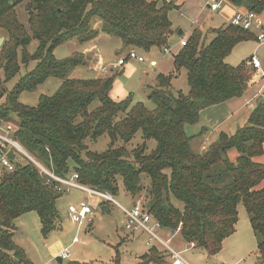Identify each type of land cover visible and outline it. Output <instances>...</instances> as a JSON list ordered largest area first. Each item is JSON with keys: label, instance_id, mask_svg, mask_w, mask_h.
Returning a JSON list of instances; mask_svg holds the SVG:
<instances>
[{"label": "trees", "instance_id": "trees-1", "mask_svg": "<svg viewBox=\"0 0 264 264\" xmlns=\"http://www.w3.org/2000/svg\"><path fill=\"white\" fill-rule=\"evenodd\" d=\"M226 2L257 15L264 13V0ZM23 3L27 29L16 11ZM174 7L165 0H0V30L6 36L0 48L2 88L21 66L36 62L12 89L5 88L0 119L10 123L13 116L17 119L15 140L53 174H76L81 184L111 196L118 195L122 184L134 204L135 197L144 196L141 207L161 230L178 232L183 242L207 256L218 254L235 233L241 203L264 264V164L254 161L264 153V93L244 126L230 135L220 132L201 152L193 151L185 132L187 125L199 121L201 111L239 98L247 90L254 77L249 62L232 67L226 59L238 44L255 41L251 33L228 24L214 30V38L205 46V34L194 28L173 56L174 72L156 76L148 95L153 109L133 104L131 95L114 101L110 92L116 74L69 79L84 63L83 54L63 60L53 55L65 42H91L99 34L119 39L121 51L165 49L173 33L168 13ZM95 19L100 22L98 29L92 27ZM31 40L38 44L33 54L26 49ZM181 69L186 70L187 94L170 90ZM48 78L61 80L53 95L40 96L34 107L20 102L21 93L35 91ZM94 102L97 105L92 107ZM139 131L144 141H155L152 151L143 143L129 156L124 146L114 145L130 142ZM105 134L109 148L90 151L86 143ZM232 150L235 162L229 158ZM23 159V164L14 161L10 172L0 166V264H33L13 240L19 217L35 213L44 239L59 227L56 203L62 194ZM107 205L99 207L108 212ZM118 245L109 264H120ZM136 264H166L165 255L152 247Z\"/></svg>", "mask_w": 264, "mask_h": 264}, {"label": "rangeland", "instance_id": "rangeland-1", "mask_svg": "<svg viewBox=\"0 0 264 264\" xmlns=\"http://www.w3.org/2000/svg\"><path fill=\"white\" fill-rule=\"evenodd\" d=\"M183 1L184 6H182L180 11L174 9L168 13L169 19L172 21L173 29V33L168 39L171 48V53L169 55L168 53H164L163 49L159 50L158 48H152L149 52L132 50L138 56L144 58L143 63L137 60L127 59L125 65L119 68L118 71L114 70L108 73H99L97 70L98 68L110 66L119 58H125L128 52L131 51V49L121 51V42L119 39L101 35L100 39L96 42V50L89 55H84V63L76 67L69 74L68 78L83 80L95 78L104 79L116 74L112 92L113 96L121 98L125 95L124 93H126L127 96L131 95L133 104L143 103L148 109H153V104L148 99L150 89L155 87L157 83L156 76L159 72L166 74L174 72V67L172 63H170V60L173 54L175 55L178 50L180 40L185 38L190 31L192 19L202 17L201 20H203L205 30H209L212 27H221L219 26L221 22L219 16L206 10V0ZM16 11L19 21L24 24L27 29V15L24 10V3L17 7ZM91 23L93 28H95L96 24L100 26V22L97 19L93 20ZM179 30L183 31L182 36L178 34ZM1 38L3 42L0 48L6 41V36L2 30H0V39ZM213 38L214 33L205 34V46L208 45ZM94 43H79L76 40L65 42L55 48L53 55L57 60H63L75 54H83L91 47V44ZM37 46V41L31 40L26 48L27 52L33 54ZM253 54L264 63V45H260L254 40L240 43L227 57V63L235 67ZM160 59H162L163 62L157 67L154 68L150 65L151 60L159 61ZM35 65L36 62L32 61L29 62L27 66H21L19 73L14 78L7 81L4 87L8 90L12 89L21 77L34 69ZM257 72V70L254 71V76ZM258 82L255 85H257ZM60 84V79L48 78L39 85L35 91L21 93L20 102L27 106L34 107L37 105L40 96L53 95L58 90ZM2 87L3 85L0 84V92L2 89H5ZM170 90L172 93H188L189 87L185 69H181L178 75L173 78ZM4 99L5 96L0 99V103H2ZM96 105L97 102H94L92 107ZM206 112H218L217 115H221L223 111L222 109H213L211 107L206 109ZM12 120L11 123L15 127L17 119L13 116ZM203 125V119L199 117V121L196 124L187 125L185 127L186 134L191 137V147L197 152H201L205 149L215 137L211 136L208 138L206 144H202L205 139L202 132ZM143 143H145L148 152L152 151L156 146L155 141L152 139L144 141L140 131L135 134L130 142L123 144L121 141H118L114 142V145L116 147L124 146L129 156H131L133 150ZM86 144L90 151L102 153L109 148L110 139L105 134L99 137L96 142L88 141ZM236 156L237 155L234 153H231L230 160L235 162ZM263 157L264 155L262 158ZM261 161L264 162V159H261ZM16 162L23 164V157L17 155ZM2 170L3 169L0 167V173ZM113 198L127 209H130L132 203H134V200L124 191L122 184L119 186L118 195L113 196ZM135 198V203L143 205L144 196ZM85 199L88 200L93 211L91 224L86 221L82 226H79L70 221L66 209L69 204H77L80 200ZM101 202L102 200L96 196H88L77 191L75 192V190L69 191L57 200L56 207L59 212V227L50 233L47 238L44 239L40 234V223L37 215L30 212L15 220L13 240L16 245L25 251L33 264H58L56 262V258L59 257L58 254L65 251L69 253L70 257L64 260L62 264H67L70 261L88 264H109L115 259V247L121 242L122 243L118 245L119 263L136 264L139 261V257L147 252V247L145 246L146 237L140 233L131 234L125 231L123 229L124 217L121 211L115 206L110 205L111 208L109 206L108 208L106 207L109 211L104 212L99 207V203ZM237 212V233L234 235L237 239H233V241L235 240L236 242L229 241L231 239L224 241L222 250L214 256H207L204 251L198 249L186 251L183 254L186 260L191 264H263L258 257L256 239L250 228L245 209L241 203L237 206ZM160 232L161 231L156 230V233H159V235L161 234ZM74 238H77L79 243H73ZM175 239L176 238L172 239V241L174 242ZM244 240L246 243L244 247L239 250L238 245H241ZM175 245L177 244L175 243ZM182 246H186L184 242H182Z\"/></svg>", "mask_w": 264, "mask_h": 264}, {"label": "built area", "instance_id": "built-area-1", "mask_svg": "<svg viewBox=\"0 0 264 264\" xmlns=\"http://www.w3.org/2000/svg\"><path fill=\"white\" fill-rule=\"evenodd\" d=\"M227 4L226 0H207L208 11L212 13L219 12ZM230 25L251 33L255 41L259 44H264V24L260 21L259 15L245 11L241 8L237 10L230 20ZM185 43L183 42L182 45ZM166 52V50H165ZM127 59L137 60L140 63L144 62V58L138 56L134 51H129L125 58H119L108 67L100 68L102 73L112 72L125 65ZM250 66L257 70L259 69V60L255 57L250 58ZM16 127L10 122H5L0 119V166L6 171L13 170V162L16 161L17 155L22 156L27 161L31 162L33 166L46 176L49 181L54 183L55 190L60 194L68 193L75 190L88 196H96L102 200L101 203L113 205L119 209L124 217V230L129 233H140L147 237L148 249L156 247L155 244L160 245L169 257V264H191L182 255L181 252L172 248L169 242L164 241L156 230L160 231L159 223L152 219L151 215L142 209L139 203L134 204L130 209L121 206L116 200L108 193L99 192L91 187H87L78 181L76 174H70L65 177H59L49 171L42 163L37 161L17 142L14 138ZM12 153L14 160L11 161L8 154ZM67 213L70 221L76 225L82 226L86 221L90 222L93 214L92 207L88 200L80 201L78 204H69L67 206ZM78 239L74 238L73 243H77ZM194 247L193 244L189 245ZM70 257L67 251L63 252L60 256L62 260Z\"/></svg>", "mask_w": 264, "mask_h": 264}, {"label": "crops", "instance_id": "crops-1", "mask_svg": "<svg viewBox=\"0 0 264 264\" xmlns=\"http://www.w3.org/2000/svg\"><path fill=\"white\" fill-rule=\"evenodd\" d=\"M149 1H155V0H149ZM165 1L166 2H171L172 1L173 5L175 6L174 9H177L179 11H180V9H182V6H184V1L183 0H165ZM205 6H206V10H208V8H207V0H206V5ZM174 9H171V10H174ZM237 10H239V8H236V7H234V6L230 5V4H226L219 12L214 13L217 16H219V18H220V21L221 22H220L219 26L224 27V26H227L228 24H230V20L234 16V14H235V12ZM201 18L202 17H198V18L192 19L193 21H192L191 29L187 33V36L185 38H182L180 40V42H179V48L176 51L175 55L180 51V49L183 46L182 43L183 42L184 43L186 42V40L191 35L192 30L194 28H199L204 34L211 33V32L213 33L214 30H217V29H220L221 28V27H218V28H213L212 27L209 30H205V27L203 25V20H201ZM259 19L264 24V13H262V14L259 15ZM171 23H172V21H171ZM99 27H100L99 24H96L95 25V29H98ZM180 31H181V33H180ZM178 34L180 36H182L183 35V31L182 30H179ZM101 35H103V34H99L96 39H94L93 41L89 42V43H92V42L93 43L95 42V43L94 44H91V47H89L87 49V51L83 53V55H87V54L89 55L92 52H94V50H96V48H97L96 42L100 39V36ZM260 45H264V44H260ZM163 50H164V53H166V54L168 53V55H169L171 53L170 44L168 45L167 48H165ZM165 50H166V52H165ZM173 56H174V54H173ZM173 56H172V59L170 60V63H172V65H173ZM251 57H255V58L258 59V57H256V55H254V54L251 55ZM251 57H249L248 59H245L244 61L250 62V58ZM162 62H163L162 59H160L159 61H157V60H151L150 61V65L155 68V67H157ZM226 63H227V59H226ZM259 63H260V66H259V69H257L258 72L253 77L252 81L249 83L248 88L245 91V93H244L243 96H241L239 98H233V99L227 100V101H225V102H223V103H221L219 105L212 106L213 109H222L223 112H222L221 115H217L218 112H209V113H207L206 112V109L203 110V111H201L199 117H202V119H203V124L204 125H203L202 132H203L204 137H205L204 142H202V144H206L208 142L207 141L208 138H210L211 136H215L213 138V140H212V142H213L216 139V136L220 132H224V133L229 134V135L230 134H233L238 128H240V127H242V126H244L246 124V122L248 120V117H249L251 111L255 107L258 99L261 98V97H263V93H264V63L262 61H260V60H259ZM100 68H102V67H100ZM100 68L97 69L99 73H101ZM117 71H118V69H117ZM159 73L160 74H166V73H162V72H159ZM257 82H258V84L255 85ZM113 89H114V84H113V88H112V90L110 92V97L114 101H120V100H122V99H124V98L127 97L126 93H124L125 95L123 97H121V98H118L117 96H113V94H112ZM220 105H223V106H220ZM220 107H223V108H220ZM209 108H211V107H209ZM214 111H216V110H214ZM195 152H197V151H195ZM231 153H234L236 155V152L234 150H232V151L229 152V158H230ZM263 155H264V153H263ZM263 155L255 158L254 161L257 162V163H260V164H264V162L261 161V159H264V157L262 158ZM257 159H259V160H257ZM261 186H264V184L262 183ZM80 201H86V199L85 200H80ZM100 204L101 203H99V206H100ZM133 205H134V203H132V206ZM108 206L111 208L110 205H107V208H108ZM66 212H67V209H66ZM67 215H68V213H67ZM68 217H69V215H68ZM90 224H91V220H90ZM89 227H90V225H89ZM160 231H161L160 232L161 233L160 234L161 235V238L164 241L169 242L170 246L172 248H174L176 251L181 252L182 255L186 251H189V250H191V251L192 250H197L195 247L188 246L185 242L184 243H185L186 246L183 247L182 246V242L183 241H182V239H181V237H180V235H179L178 232H176V233L175 232H168V231H165V230H160ZM236 233H237V230H236V227H235V233L232 236H230L229 238H227L225 241H228L229 239H231L229 241H233V239H237V237L234 236ZM174 238H176V239L173 242L172 239H174ZM147 241L148 240H147V237H146V240H145V246L146 247H147ZM233 242H236V241L234 240ZM233 242H231V243H233ZM77 243H79V242H77ZM175 243L177 245H175ZM245 243H246V241L244 240L241 245H238V249L241 250L244 247V244ZM155 245H156V248H158V250L160 252H163L164 253L165 260H166V264H169L170 263V260H169V257L167 256V253L163 250V248L160 245H158V244H155ZM179 247H180V249H179ZM147 250H148V247H147ZM61 254L62 253L58 254V256H61ZM63 261L64 260H62V262Z\"/></svg>", "mask_w": 264, "mask_h": 264}, {"label": "water", "instance_id": "water-1", "mask_svg": "<svg viewBox=\"0 0 264 264\" xmlns=\"http://www.w3.org/2000/svg\"><path fill=\"white\" fill-rule=\"evenodd\" d=\"M180 33H181V31H180ZM2 42H3V39L1 38V39H0V45L2 44ZM4 93H5V89H2L1 92H0V99L3 97ZM8 157H9L11 160L14 159L12 153H9V154H8ZM56 262H57L58 264H62V260H61L60 256L56 258Z\"/></svg>", "mask_w": 264, "mask_h": 264}]
</instances>
